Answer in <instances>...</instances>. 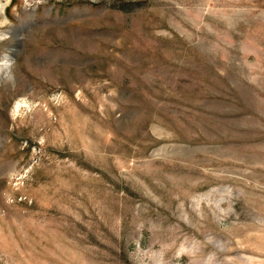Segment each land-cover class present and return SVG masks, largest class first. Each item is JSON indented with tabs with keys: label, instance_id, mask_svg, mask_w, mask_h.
Here are the masks:
<instances>
[{
	"label": "rangeland",
	"instance_id": "374dc122",
	"mask_svg": "<svg viewBox=\"0 0 264 264\" xmlns=\"http://www.w3.org/2000/svg\"><path fill=\"white\" fill-rule=\"evenodd\" d=\"M0 264H264V0H0Z\"/></svg>",
	"mask_w": 264,
	"mask_h": 264
},
{
	"label": "clouds",
	"instance_id": "9594fccd",
	"mask_svg": "<svg viewBox=\"0 0 264 264\" xmlns=\"http://www.w3.org/2000/svg\"><path fill=\"white\" fill-rule=\"evenodd\" d=\"M44 2V0H37V3H42Z\"/></svg>",
	"mask_w": 264,
	"mask_h": 264
}]
</instances>
